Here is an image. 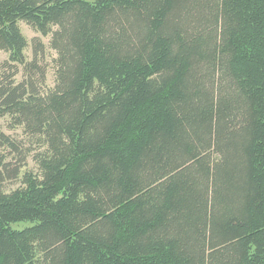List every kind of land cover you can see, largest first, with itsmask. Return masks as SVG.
Here are the masks:
<instances>
[{"label":"trees","instance_id":"trees-1","mask_svg":"<svg viewBox=\"0 0 264 264\" xmlns=\"http://www.w3.org/2000/svg\"><path fill=\"white\" fill-rule=\"evenodd\" d=\"M0 51V264H264V0H0Z\"/></svg>","mask_w":264,"mask_h":264},{"label":"rangeland","instance_id":"rangeland-1","mask_svg":"<svg viewBox=\"0 0 264 264\" xmlns=\"http://www.w3.org/2000/svg\"><path fill=\"white\" fill-rule=\"evenodd\" d=\"M20 28L22 30V33L26 37L28 41V46L25 50L26 57L31 60L34 55V39H40L44 45V52H43V62L48 67V73H47V83L46 86L48 88L53 87L54 85V68H53V59L57 56L56 52L50 47V38L51 36H44L40 32L35 31L31 26H29L25 22H20ZM8 57V54L6 52L0 51V63L4 61ZM18 81L22 79V74L20 73L17 76ZM0 129L6 132L7 134L12 135L13 137L23 140L26 142L27 145L31 143V140L27 138V136L23 133V129L21 127L12 128L10 126V118L5 116L0 118ZM37 148V146H35ZM1 151V150H0ZM36 151V150H34ZM34 170L37 171V165L33 159V153L30 154V156L27 159V164L23 168V171L25 170ZM20 184V180L8 183V189L16 188ZM30 222H19L14 224V227L22 228L24 226L29 225Z\"/></svg>","mask_w":264,"mask_h":264}]
</instances>
